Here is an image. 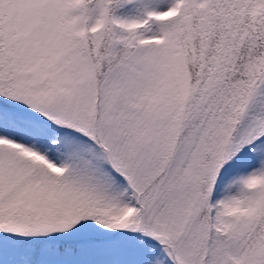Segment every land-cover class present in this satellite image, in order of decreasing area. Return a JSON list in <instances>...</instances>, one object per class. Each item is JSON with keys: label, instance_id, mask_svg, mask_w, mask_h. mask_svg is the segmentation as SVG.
<instances>
[{"label": "snow or ice", "instance_id": "1", "mask_svg": "<svg viewBox=\"0 0 264 264\" xmlns=\"http://www.w3.org/2000/svg\"><path fill=\"white\" fill-rule=\"evenodd\" d=\"M0 264H264V0H0Z\"/></svg>", "mask_w": 264, "mask_h": 264}]
</instances>
